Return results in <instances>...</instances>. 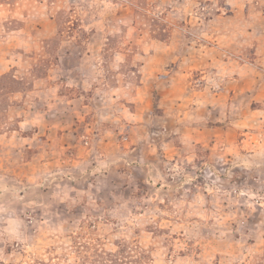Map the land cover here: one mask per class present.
<instances>
[{
	"label": "rangeland",
	"instance_id": "obj_1",
	"mask_svg": "<svg viewBox=\"0 0 264 264\" xmlns=\"http://www.w3.org/2000/svg\"><path fill=\"white\" fill-rule=\"evenodd\" d=\"M0 264H264V0H0Z\"/></svg>",
	"mask_w": 264,
	"mask_h": 264
}]
</instances>
